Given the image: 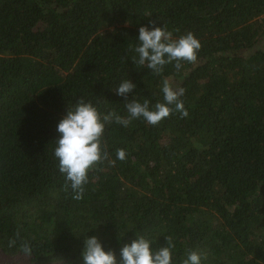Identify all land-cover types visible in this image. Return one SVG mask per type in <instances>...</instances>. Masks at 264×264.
<instances>
[{
    "label": "trees",
    "instance_id": "16d2710c",
    "mask_svg": "<svg viewBox=\"0 0 264 264\" xmlns=\"http://www.w3.org/2000/svg\"><path fill=\"white\" fill-rule=\"evenodd\" d=\"M192 32L197 59L159 74L131 59L138 28ZM188 111L115 121L106 157L73 199L53 156L57 121L80 99L127 117L115 93ZM117 149L126 158L117 160ZM119 261L136 234L170 237L173 260L264 264V0H0V264H83V236ZM32 253L26 256L22 247Z\"/></svg>",
    "mask_w": 264,
    "mask_h": 264
},
{
    "label": "clouds",
    "instance_id": "9594fccd",
    "mask_svg": "<svg viewBox=\"0 0 264 264\" xmlns=\"http://www.w3.org/2000/svg\"><path fill=\"white\" fill-rule=\"evenodd\" d=\"M136 43L132 48L134 56L131 61L135 65L146 66L147 69L159 75L164 67L172 64L179 71L184 62H193L201 48L199 40L192 32L174 36L172 31L163 26H157L154 21L138 28ZM136 84L130 79L122 80L115 88L118 96L125 98L124 107L127 117L109 110L100 113L91 101L84 99L67 107L65 114L56 123L58 137L54 139L53 156L57 167L63 174L66 185L71 189L73 199L80 200L84 192V184L90 169L107 153L102 142L105 126L115 123L127 127L132 120L143 119L150 125H156L174 110L180 117H187L188 111L180 99L185 93L183 87L173 88L167 79L162 81L161 92L163 102L149 104L147 99L142 102L129 100ZM117 160H124L126 152L117 149ZM166 243L154 247L152 240L144 235L136 234L130 243H125L119 250V261L112 250H106L97 236H83L81 258L83 264H175L171 238H165ZM22 251L26 256L31 255L32 249L24 244ZM179 264H201V256L195 250H187Z\"/></svg>",
    "mask_w": 264,
    "mask_h": 264
}]
</instances>
